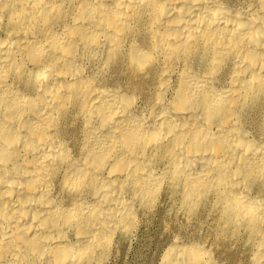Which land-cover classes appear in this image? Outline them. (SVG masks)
Listing matches in <instances>:
<instances>
[{
	"label": "bare ground",
	"instance_id": "6f19581e",
	"mask_svg": "<svg viewBox=\"0 0 264 264\" xmlns=\"http://www.w3.org/2000/svg\"><path fill=\"white\" fill-rule=\"evenodd\" d=\"M164 201L201 234L161 264H264V0H0V264H107Z\"/></svg>",
	"mask_w": 264,
	"mask_h": 264
},
{
	"label": "rangeland",
	"instance_id": "374dc122",
	"mask_svg": "<svg viewBox=\"0 0 264 264\" xmlns=\"http://www.w3.org/2000/svg\"><path fill=\"white\" fill-rule=\"evenodd\" d=\"M145 224L115 250L107 264H161L165 249L176 239L187 243L194 234H201L170 201H164Z\"/></svg>",
	"mask_w": 264,
	"mask_h": 264
}]
</instances>
